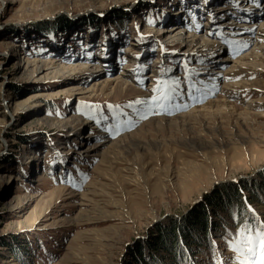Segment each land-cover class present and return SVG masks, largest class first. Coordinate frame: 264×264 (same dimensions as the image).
Returning <instances> with one entry per match:
<instances>
[{"label": "rangeland", "instance_id": "1", "mask_svg": "<svg viewBox=\"0 0 264 264\" xmlns=\"http://www.w3.org/2000/svg\"><path fill=\"white\" fill-rule=\"evenodd\" d=\"M250 14L264 18V0H0V264H137L140 247L148 261L158 229L262 179L264 60L229 69L249 50L264 56ZM175 27L212 45L174 40ZM54 58L87 68L26 69ZM118 75L131 89L58 93ZM162 94L163 107L151 99ZM222 98L221 115L191 116ZM237 231L214 234L223 252L200 262L242 264Z\"/></svg>", "mask_w": 264, "mask_h": 264}, {"label": "trees", "instance_id": "2", "mask_svg": "<svg viewBox=\"0 0 264 264\" xmlns=\"http://www.w3.org/2000/svg\"><path fill=\"white\" fill-rule=\"evenodd\" d=\"M239 188H241L239 191L247 188L248 195L241 194L235 186H232L231 190L221 188V195H217V198L211 200L209 206H204L205 208L197 206L198 210L193 212L185 222L173 220L169 228L158 229L159 236L156 242L149 247L151 253L154 254L147 261L143 258L142 247H140L136 263L170 264L173 262V264H179L180 259H183V264H202L200 257L206 251L216 258L217 252H223L224 243L216 244L212 238L214 234L221 235L224 228L232 231L229 237L231 240L237 239L235 231L243 232L244 238L239 236L243 243L247 240L246 234L255 236L257 231L264 232V211L260 208L264 206V176L257 183L246 182ZM255 204L261 206L258 210L254 208V213L246 217L244 213H246L247 206L254 207ZM216 219L219 223L215 222ZM205 240L206 243L202 244ZM22 250L24 251L23 248ZM23 251L19 249L14 253L18 255Z\"/></svg>", "mask_w": 264, "mask_h": 264}, {"label": "bare ground", "instance_id": "3", "mask_svg": "<svg viewBox=\"0 0 264 264\" xmlns=\"http://www.w3.org/2000/svg\"><path fill=\"white\" fill-rule=\"evenodd\" d=\"M248 9H250V8H248ZM255 15H254V17L253 16L250 17L251 19H250L249 23L252 26H258L259 24H262V26L264 27V18L259 19L258 17H255ZM207 25L209 27V23H207ZM210 27H212V26H210ZM170 30H172V29H170ZM172 31H174V32L171 33ZM172 31L170 32V34L168 36L173 38L174 40L175 39L176 40H184V41L186 40V42L188 41L189 43L191 42L194 44L202 43L203 45H208V44L212 45L210 42L204 41V39H199L193 33H192V35L190 34V32L186 33V31L183 29V27L182 28L181 27H175ZM205 32H207V31H205ZM261 32H262L261 35L264 36V29ZM212 37H214V36H212ZM221 39H223L222 35H221ZM209 41H211V40H209ZM239 41L241 43V40H239ZM211 42H213V41H211ZM242 42L248 43V40H243ZM126 48H127V50H130L131 46L127 45ZM258 48L263 50L264 49V43H261L260 46H258ZM233 52H234V50H233ZM107 55H108V52L103 51L101 58L104 61H105V59L107 61L108 60ZM223 60L225 62V58L222 59V61ZM263 60H264V56H258V54L253 53V50H249L247 52H244L238 59L232 60L233 64L231 65V67L229 69L231 70L234 67L245 66L247 64L253 65V66H259L262 64ZM158 61H160L159 58L157 59L156 62H158ZM217 64H219V63H217ZM217 64L215 65L216 67L218 66ZM220 64L218 67L221 68V66H222L221 61H220ZM27 68H30V71L33 74H36L37 77H39V78H57V77H64L65 76V79H70V78H72V76L75 72L80 71L82 69H85V68H87V66L85 64L84 65H81V64H79V65H75V64L65 65L62 63V61H59V59L54 58V59L46 60V61L36 60V59H33V60L27 59L26 69ZM152 74H153L152 76L155 75V73H152ZM220 76H221V73L218 71V73L214 77L211 78L212 79L211 82H213L212 83L213 85H211L212 87L217 85V80L219 79ZM154 77L158 78L157 76H154ZM99 78H101V77H99ZM120 78H121V76L118 75V76H111L110 78H104L102 80L101 79H99V80L95 79L90 84H80L78 81L75 82V80L73 79V81L70 84H68V86H64L62 89L58 90V93L70 92V93L76 94L78 96V98H80V97L82 98V97H86V96H89L92 94H96L99 91L106 90L109 88H111V91H113V93L116 92L115 90L118 87L119 88L123 87L122 91L131 89V87H128L127 83L122 81ZM227 86L230 87V86H232V84H228ZM35 96H38V95H35ZM35 96L33 95V97H35ZM221 101H224V103L221 104ZM226 102L227 101L224 100V98H222V99L209 100V101H207V103L203 104L202 106L196 105L193 108V110L198 111V113L199 114L201 113V114L199 115L197 113V114H193L191 116H194V119H196V117L201 118L202 114H204V116L221 115V112H224L226 110V107L230 106V104H228ZM227 109H229V108H227ZM191 110H190V112H191ZM210 110H212V111H210ZM227 111H229V110H227ZM204 116H202V117H204ZM179 119L184 120V119H186V117L181 116V117H179ZM158 120H163V119L159 118Z\"/></svg>", "mask_w": 264, "mask_h": 264}, {"label": "snow or ice", "instance_id": "4", "mask_svg": "<svg viewBox=\"0 0 264 264\" xmlns=\"http://www.w3.org/2000/svg\"><path fill=\"white\" fill-rule=\"evenodd\" d=\"M151 99L159 104L160 101L168 100L170 97L162 94L159 97L153 96ZM135 103L141 104L144 102L137 100ZM159 106L163 107V104H159ZM237 250L244 257L242 264H264V232L257 231L255 236L249 235L247 240L244 241L243 248L238 247Z\"/></svg>", "mask_w": 264, "mask_h": 264}]
</instances>
